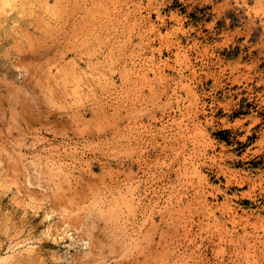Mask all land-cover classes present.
I'll return each instance as SVG.
<instances>
[{
	"label": "rangeland",
	"instance_id": "rangeland-1",
	"mask_svg": "<svg viewBox=\"0 0 264 264\" xmlns=\"http://www.w3.org/2000/svg\"><path fill=\"white\" fill-rule=\"evenodd\" d=\"M0 264H264V3L0 0Z\"/></svg>",
	"mask_w": 264,
	"mask_h": 264
},
{
	"label": "bare ground",
	"instance_id": "bare-ground-1",
	"mask_svg": "<svg viewBox=\"0 0 264 264\" xmlns=\"http://www.w3.org/2000/svg\"><path fill=\"white\" fill-rule=\"evenodd\" d=\"M256 2L259 4V5H261L262 3H264V0H256ZM9 3V2H8ZM13 4V3H12ZM15 5V4H14ZM13 5V6H14ZM7 10V9H6ZM5 10V11H6ZM179 49V48H178ZM181 57H184L183 56V53L180 51V49L179 50H177L176 51V53H175V58H176V60H178L179 58H181ZM152 61V60H151ZM153 63V62H152ZM180 67V66H179ZM157 77H158V74H157ZM181 81L182 80H180V83H181ZM199 128V125H194L193 126V129H198ZM199 134H200V132H199ZM202 134V133H201ZM197 164V163H196ZM188 166H189V169L191 170L190 171V173H194V174H197L199 171H198V168L195 166V164L194 163H189V164H187ZM60 167V166H59ZM58 168V167H57ZM53 170V169H52ZM62 171V170H61ZM186 174V173H185ZM190 180V179H189ZM189 180H187V181H189ZM191 182V181H190ZM129 194V193H128ZM133 195V194H132ZM129 196H130V194H129ZM203 196V195H202ZM127 198V197H126ZM197 200V199H196ZM136 202V201H135ZM169 202V201H168ZM202 203H203V201H202ZM134 204V203H133ZM103 205V204H102ZM192 205V204H191ZM100 210H102V209H100ZM210 215H212V214H210ZM232 216V215H231ZM215 224V223H214ZM213 226V225H212ZM217 226V225H216ZM219 227H221V226H219Z\"/></svg>",
	"mask_w": 264,
	"mask_h": 264
}]
</instances>
